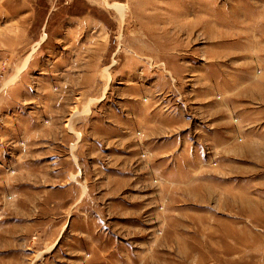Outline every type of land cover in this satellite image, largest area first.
Wrapping results in <instances>:
<instances>
[{
	"label": "rangeland",
	"instance_id": "obj_1",
	"mask_svg": "<svg viewBox=\"0 0 264 264\" xmlns=\"http://www.w3.org/2000/svg\"><path fill=\"white\" fill-rule=\"evenodd\" d=\"M0 264H264V0H0Z\"/></svg>",
	"mask_w": 264,
	"mask_h": 264
}]
</instances>
